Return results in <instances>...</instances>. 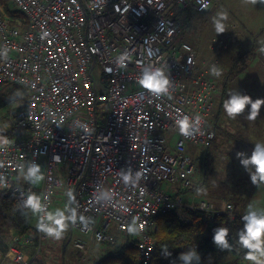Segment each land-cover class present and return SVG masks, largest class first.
I'll return each mask as SVG.
<instances>
[{"label": "built area", "instance_id": "obj_1", "mask_svg": "<svg viewBox=\"0 0 264 264\" xmlns=\"http://www.w3.org/2000/svg\"><path fill=\"white\" fill-rule=\"evenodd\" d=\"M5 1L19 15L0 2V89L19 90L21 106L9 117L16 131L0 136V194L36 214L8 264H31L23 248L46 239L58 191L71 232L112 245L113 225L136 241L139 264H151L158 216L231 213L230 203L183 202L194 172L187 144L208 148L216 137L219 62L198 64L178 13L205 16L216 0ZM145 76L163 88H144Z\"/></svg>", "mask_w": 264, "mask_h": 264}, {"label": "rangeland", "instance_id": "obj_2", "mask_svg": "<svg viewBox=\"0 0 264 264\" xmlns=\"http://www.w3.org/2000/svg\"><path fill=\"white\" fill-rule=\"evenodd\" d=\"M8 6L12 8L10 4ZM250 12L262 15L259 26L250 28L248 25L250 19L246 17ZM180 36L185 37L183 39L193 47L200 66L214 59L219 62V74L215 78L218 94L213 115L217 111L223 86L226 85L224 105L218 119L222 127L217 130L211 147L187 144V152L194 161V172L192 185L183 194L186 202H183L187 203L190 199L205 200L217 207L230 203L231 213H222L230 215V220L235 213L264 216V179L261 178L264 174L258 172L257 165L252 162L256 152L264 155V0H216L211 11L205 16L197 15L191 29L182 31ZM228 71H231L230 75H227ZM19 93L12 87L0 89V131L7 130L11 125V120L4 118L6 113L12 111L13 114V110L21 106V100L16 97ZM245 97L247 100L239 112H228L233 100H243ZM257 101L261 103L253 116L252 105ZM245 128L247 130L244 131ZM246 137L252 143L255 141V144L244 147L241 144L243 140L247 144L249 142ZM63 197L62 192L58 191L50 211L46 241L37 240L40 246L38 254L31 259L27 255L34 261L33 264H93L96 258L114 247L96 243L75 230L71 232V240L86 242L87 252L80 253L72 248L71 242L65 243L70 228L67 220L68 203H63ZM57 220H60V224L56 223ZM187 220L188 217L184 221ZM35 226L36 218L33 219ZM108 232L115 237V245L125 240L123 233L113 231V225ZM263 236L260 235L258 240L261 244H264ZM21 237L12 238L1 264L7 263V254L14 239ZM54 238L62 240L54 242ZM247 239L249 245L260 244L256 239ZM244 240L238 243V250L249 247L244 244ZM27 246L23 248L24 253Z\"/></svg>", "mask_w": 264, "mask_h": 264}, {"label": "trees", "instance_id": "obj_3", "mask_svg": "<svg viewBox=\"0 0 264 264\" xmlns=\"http://www.w3.org/2000/svg\"><path fill=\"white\" fill-rule=\"evenodd\" d=\"M0 1L5 3V9L9 14L19 15L9 9L5 0ZM196 16L197 13L191 9L178 13L177 27L180 34L184 30L191 29ZM181 38L180 36V40L185 41L183 39L185 37ZM230 74L231 71H228L227 75ZM225 87L226 85L223 86L218 108L210 126L216 132L219 129L218 119L224 105ZM15 111L16 108L13 112ZM11 113L12 111L6 113L4 118L10 120ZM15 131L16 128L10 125L7 130L0 131V135L11 137ZM186 214L189 218L187 221L179 219L173 213L160 215L155 219V228L151 232L154 237L151 264H249L254 260L264 259V244L238 250V243L248 238L247 226L251 220L264 219L263 215L235 213L230 220L228 214L209 218L206 213L199 210H187ZM34 218H36L35 212L21 208L12 194H0V264L5 260L12 238L25 236L34 230ZM221 232L224 235L220 241H217L216 236ZM69 237L70 234L65 243ZM115 243L111 245L114 247L110 252L95 259L93 264H139L136 241L131 236H127L124 243L118 245ZM39 247L37 239H34L33 244L27 246L24 251L33 258L38 254Z\"/></svg>", "mask_w": 264, "mask_h": 264}, {"label": "clouds", "instance_id": "obj_4", "mask_svg": "<svg viewBox=\"0 0 264 264\" xmlns=\"http://www.w3.org/2000/svg\"><path fill=\"white\" fill-rule=\"evenodd\" d=\"M141 84L144 88H147L152 91H160L163 88L164 82L157 79L155 76H145V78L141 81ZM247 100V97L243 100H233L231 103V106L228 108L229 113H236L239 112L243 107L244 103ZM261 101H257L252 105L253 108V116H255V109L258 108L259 104ZM187 125L182 124L181 130L183 131L186 129ZM252 162L257 165V170L258 172L264 174V155L261 154H256L252 157ZM36 170L34 169L33 172ZM264 179V175L261 177ZM29 203L32 204L33 202L29 200ZM35 206V205H33ZM57 224H60V220L56 221ZM51 231V230H49ZM247 232H248V237L250 239H256L257 241L259 240V237L262 233H264V219H252L250 224L247 226ZM224 233L221 232L219 235L216 236V240L220 241L223 237ZM245 245H249V240L245 239L244 241ZM252 246V245H249ZM250 259H254V257H249Z\"/></svg>", "mask_w": 264, "mask_h": 264}, {"label": "crops", "instance_id": "obj_5", "mask_svg": "<svg viewBox=\"0 0 264 264\" xmlns=\"http://www.w3.org/2000/svg\"><path fill=\"white\" fill-rule=\"evenodd\" d=\"M246 18H248V19H250V21L248 22V25L250 26V28H252V27H257V26H259V22L258 21H260L261 19H262V15L261 14H255V15H253L252 14V12H250L248 15H247V17ZM246 24V23H245ZM247 25V24H246ZM260 26H261V23H260ZM214 116V115H213ZM212 116V119L214 118ZM218 126H219V128L220 127H222V124H219V122H218ZM245 130H247L246 128L244 129V131ZM247 132V131H246ZM248 133V132H247ZM249 134V133H248ZM250 135V134H249ZM247 138V140L249 141L248 142V144H247V142H245V140H243L244 142H242L241 144H243L244 145V147H248V145H251V144H255V141L252 143L251 141H250V138L249 137H246ZM252 139V138H251ZM251 143V144H250ZM211 147V146H210ZM210 147H208V148H210ZM256 154H261V153H257L256 152ZM249 161L251 162V159H249ZM63 203H65V202H63ZM253 214H256V213H253ZM261 215V214H260ZM67 220H68V215H67ZM68 226H69V224H68ZM70 228V227H69ZM69 231H70V229H69ZM71 234V233H70ZM264 233H262L261 235H263ZM264 237V236H263ZM62 239L61 238H54V239H52V241H54V242H57V241H61ZM260 240V239H259ZM261 240H263V238L261 239ZM43 241H46V239L45 240H43ZM258 243H260V241H258ZM256 245V244H255ZM26 253V252H25ZM26 255H28L29 256V254H26ZM30 258V257H29ZM31 259V258H30ZM31 261V260H30ZM86 262V261H85ZM34 263V261L32 260L31 261V264H33ZM6 264H8V262L6 263Z\"/></svg>", "mask_w": 264, "mask_h": 264}, {"label": "water", "instance_id": "obj_6", "mask_svg": "<svg viewBox=\"0 0 264 264\" xmlns=\"http://www.w3.org/2000/svg\"><path fill=\"white\" fill-rule=\"evenodd\" d=\"M70 232H71V230H70ZM70 238H71V234H70V237L68 238L67 242L69 241Z\"/></svg>", "mask_w": 264, "mask_h": 264}]
</instances>
